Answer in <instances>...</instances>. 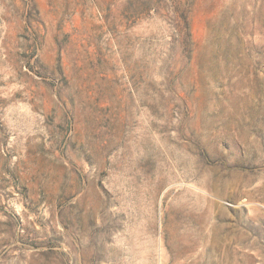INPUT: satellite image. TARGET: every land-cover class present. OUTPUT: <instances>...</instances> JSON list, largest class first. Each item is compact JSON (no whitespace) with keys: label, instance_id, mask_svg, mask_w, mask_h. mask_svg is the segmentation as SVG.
I'll use <instances>...</instances> for the list:
<instances>
[{"label":"rangeland","instance_id":"1","mask_svg":"<svg viewBox=\"0 0 264 264\" xmlns=\"http://www.w3.org/2000/svg\"><path fill=\"white\" fill-rule=\"evenodd\" d=\"M0 264H264V0H0Z\"/></svg>","mask_w":264,"mask_h":264}]
</instances>
